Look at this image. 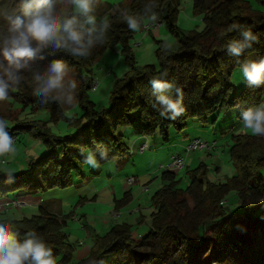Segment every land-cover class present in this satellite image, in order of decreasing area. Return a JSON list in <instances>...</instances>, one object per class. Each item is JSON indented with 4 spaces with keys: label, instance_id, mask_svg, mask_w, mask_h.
Returning <instances> with one entry per match:
<instances>
[{
    "label": "trees",
    "instance_id": "trees-1",
    "mask_svg": "<svg viewBox=\"0 0 264 264\" xmlns=\"http://www.w3.org/2000/svg\"><path fill=\"white\" fill-rule=\"evenodd\" d=\"M97 1L91 3L92 17ZM259 1L263 9L255 8L250 0H193L194 13L202 17L204 27L187 33L177 24L182 0L110 3L105 5L103 15L91 22L78 15L74 4L66 0L56 13L64 20L76 16V27L82 31L95 28L93 37H99L103 30L104 43L97 39L88 57L55 50L50 44L37 52L24 67L23 75L15 76L16 80L9 84L8 100L20 114L0 112V118L8 122L5 130L15 142L20 134H33L42 141L45 151L31 158L23 172L6 173L0 169V203L22 202L28 196L71 188L77 178L85 179V165L91 154L98 164L126 158L131 148L120 128L127 127L146 140L158 133L168 143L172 130L183 132L190 119L212 125L222 133L228 127L220 125L231 124L233 128L227 134L234 142L229 152L237 172L225 182L214 181L209 179L206 164L201 163L187 170L189 184L180 188L178 173L166 168L161 173V186L151 196L149 230L137 237L129 223L113 224L105 234L95 236L89 255L80 260L74 259L75 246L65 230L69 215L53 211L48 201L39 204L38 211L30 217L3 216L0 222H6L21 242L28 232L42 237L52 247L57 264H248L257 250L261 252L258 261L264 262V136L233 132L239 122L243 123L246 111L264 105V81L252 84L246 79L243 87L235 91L231 79L234 69L244 66L252 54L257 63L264 60V0ZM26 2L35 6L33 0ZM153 12L177 39L178 48L171 51L159 39L157 63L138 65L131 44L136 31L129 28L125 17H135L142 30ZM249 31L255 37L249 41L251 47L236 54L232 46L244 43V33ZM116 45H121L128 70L115 81L109 106L97 110L87 92L95 84L92 65ZM56 61L64 62L80 83L76 94L82 111L71 118L55 96L33 94L39 84L36 76ZM154 80L168 86L157 90ZM161 96L177 102L182 111L169 109L159 99ZM231 109L236 110L226 114ZM38 110L47 112L49 118L28 119V114ZM62 119L68 120L74 132L62 136L47 126L48 121L57 123ZM100 172L98 168L93 174ZM232 192L238 205L229 210L228 196ZM130 199V192H125L116 200L115 209ZM0 209L6 214L9 208ZM256 232L261 234L256 236Z\"/></svg>",
    "mask_w": 264,
    "mask_h": 264
},
{
    "label": "rangeland",
    "instance_id": "rangeland-1",
    "mask_svg": "<svg viewBox=\"0 0 264 264\" xmlns=\"http://www.w3.org/2000/svg\"><path fill=\"white\" fill-rule=\"evenodd\" d=\"M125 0H98L95 3L94 18L102 16L105 5L118 4ZM255 8H262V4L259 0H250ZM19 3L12 0H3L0 3V7H7L9 10L16 7ZM49 4L54 6V10L62 8L66 4V0H52ZM261 5V7H260ZM74 5V10H75ZM32 8L34 9L35 6ZM263 9V8H262ZM148 19L144 25L148 24ZM177 24L181 30L190 33L193 31H200L204 27L202 17L194 13L193 0H182L179 7ZM7 23L0 20V41L7 35ZM160 29V30H157ZM151 28L150 31L144 29L136 31L134 37L131 39V44L137 59L138 65H145L148 63H157L155 51L159 46L157 40L163 39L166 47L173 51L178 48L177 39L169 34L164 25L159 28ZM154 31H158V34H154ZM161 31V32H159ZM167 37L164 38V35ZM154 34V35H153ZM256 62L255 54H252L246 64ZM94 82L96 86L87 90L89 97L96 103L97 110L102 107L109 106L111 90L114 86L117 78L122 77L128 70V66L125 62V57L121 52V45H116L113 48H109L97 61L92 65ZM24 68L19 69L14 73V80H7L8 84H11L16 80L15 76L23 75ZM3 73V69L0 68V74ZM232 82L235 85V91H238L243 87L246 82V78L243 75V66H238L234 69L232 74ZM69 81H74L75 88H67ZM66 93L61 94L58 92L50 93L57 98L64 110H66V116L68 118L73 117L75 114H80L82 109L77 102V90L80 83L75 79L74 72L68 70V76L66 77ZM71 94L75 103L70 106L67 101V94ZM236 109H231L226 114H229ZM0 112L4 115H19L17 110L10 100L6 99L0 101ZM28 113L29 110L24 111ZM28 119L34 118L46 120L49 118L47 112L38 110L37 112L27 115ZM237 120V119H235ZM227 125L228 129L224 133L221 130L215 129L212 125H202L196 119H190L187 122V127L183 132H178L173 129L171 137L172 141L166 143L167 145L159 144L156 147L147 149L141 152L139 148L133 150V141L136 138L130 127L120 128L124 133V138L130 145V153L125 160L112 159L103 164H98L96 158L93 157L94 163L90 160L85 165V179H76L74 186L68 189H53L46 191L41 195L28 196L25 200H22L21 206H12L7 209L8 213H0V218L7 216L10 218H22L30 217L38 211V206L43 201L50 203V208L58 213L69 215L67 226L65 230L69 233V239L74 243V259L80 260L89 255L92 245L94 243V236L97 234L103 235L109 229L110 226L104 227V219L109 220L111 225L116 222H127L131 225V230L138 233H146L149 230V226L142 220V213L145 212L146 206H148V198L160 187L161 185V173L166 168H169L171 164V157L174 154H182L185 158V164L181 168H175L180 178L179 187L185 188L189 184V177L187 170L195 169L201 163L206 164L208 170L209 179L214 181L225 182L230 177L236 174L237 168L230 155V146L233 144V139L230 132L233 128L231 124L223 123L220 127ZM47 126L52 129L55 134L66 135L74 132V128L69 124L68 120L62 119L57 123L54 121H48ZM224 128V127H223ZM251 133L248 130L242 129V123H238L233 130L238 132ZM187 132L186 138L201 137L204 140L216 142V148L211 152L207 150H191L187 151L186 147L188 141H183ZM120 132V131H119ZM159 134L148 136L150 144L153 143L154 138ZM155 146V145H153ZM45 147L42 141L30 133L18 135V140L15 142V151L7 154L6 156H0V169L6 173H20L28 169V161L31 158H37L43 154ZM125 163V167L122 165ZM101 168L100 174H93V171ZM130 176H138L140 179H150L152 184H143L142 182L134 183L132 190L133 197L130 201L123 205L119 209H115V200H120L124 197V180H127ZM126 178V179H125ZM139 180V178H138ZM129 185V183L127 182ZM151 186V187H150ZM148 188V189H146ZM150 189V190H149ZM115 193L114 197L108 198L109 193ZM101 194V195H100ZM13 195V194H12ZM81 198H85L81 200ZM227 207L229 210L237 208L238 202L234 192L228 196ZM1 210V209H0ZM142 210V213H140ZM73 216H72V215ZM84 220L87 221L88 226H85ZM256 236L260 235V232L255 233ZM141 236V235H140ZM248 260V264H264V262L258 261L261 252L257 250ZM232 264H238L234 261Z\"/></svg>",
    "mask_w": 264,
    "mask_h": 264
},
{
    "label": "clouds",
    "instance_id": "clouds-1",
    "mask_svg": "<svg viewBox=\"0 0 264 264\" xmlns=\"http://www.w3.org/2000/svg\"><path fill=\"white\" fill-rule=\"evenodd\" d=\"M33 2L34 9L26 0H20L19 4L11 10L0 7V20L8 25L7 35L0 41V68L3 69V73L0 74V101L9 97L7 80H14V73L26 67L35 54L48 45H54L55 50H67L73 55L88 57L97 39L104 43L103 30L99 37H93L91 34L97 30L92 28L85 32L77 28L76 16L64 20L56 13L54 6L48 3V0H33ZM70 2L76 6L75 12L78 15L88 17L89 22L94 20V17L89 15L92 11V0H70ZM125 19L130 29L140 30L135 17L128 16ZM148 19L156 21L158 14L153 12ZM244 36V43L232 46L236 54L245 48H250L249 41L255 39L250 31L245 32ZM243 75L252 84L264 81V60L259 63L245 64ZM67 76V65L62 61H56L45 73L36 76L39 84L34 87L33 94L48 95L53 92L65 94ZM153 83L155 88L161 91L168 86L160 80H154ZM75 87L74 81L68 82L67 88ZM159 99L169 109L177 113L182 111L178 103L168 96H161ZM67 101L70 106L75 103L70 93L67 94ZM6 127L8 122L0 118V156H6L15 151V139L9 136L5 130ZM242 129L256 136H264V105L244 113ZM89 159L95 162L91 156ZM0 264H57V262L53 258L52 247L42 237H37L34 232H28L21 242L17 238V233L12 232L6 222H0Z\"/></svg>",
    "mask_w": 264,
    "mask_h": 264
},
{
    "label": "built area",
    "instance_id": "built-area-1",
    "mask_svg": "<svg viewBox=\"0 0 264 264\" xmlns=\"http://www.w3.org/2000/svg\"><path fill=\"white\" fill-rule=\"evenodd\" d=\"M162 25V22L159 21H150L148 24L144 25L142 27V29L146 30V31H150L151 28L157 29L159 28V26ZM96 86V84H94V87ZM216 148V142L211 143V141L208 140H204L201 137H197V138H193L187 145L186 150L187 151H191V150H207L208 152H211L213 149ZM149 149V144L147 142V140L145 139V141L140 145L139 150L141 152H144L145 150ZM185 164V158L182 154H174L171 157V164L169 166V168L171 169H175V168H181L183 167ZM138 181V177L136 176H130L127 178V182L129 183V185H133L134 183H136ZM148 189V188H146ZM22 202L20 201H13V202H8L5 201L3 203H0V208H10L12 206H21Z\"/></svg>",
    "mask_w": 264,
    "mask_h": 264
},
{
    "label": "crops",
    "instance_id": "crops-1",
    "mask_svg": "<svg viewBox=\"0 0 264 264\" xmlns=\"http://www.w3.org/2000/svg\"><path fill=\"white\" fill-rule=\"evenodd\" d=\"M157 30H160V29H157ZM151 32V31H150ZM155 33L154 34H158L157 32L158 31H154ZM159 32H161V31H159ZM153 34V35H154ZM166 35H164V38H166L167 37V33H165ZM173 131V130H172ZM134 134V133H133ZM185 134V136H184V138L185 139H183V141L185 142V141H190L191 139H193V138H186V136L188 135L187 134V132H185L184 133ZM134 136H136V138L134 139V141H133V150H135V148H139L140 147V145L145 141V137L144 136H141V135H134ZM197 138V137H196ZM147 141H148V143H149V145H150V147L152 148V147H156V146H158L159 144H162V145H167L166 143H164V141L162 140V138L160 137V136H158V137H155L154 138V141H153V143L152 144H150V142H149V138L147 137ZM172 141V140H171ZM170 141V142H171ZM153 145H155V146H153ZM132 150V149H131ZM130 154H133V153H130ZM128 157V158H127ZM126 158H127V160L129 159V157L130 156H127ZM126 158H124L123 160H125ZM122 167H125V163L122 165ZM136 177H138V176H136ZM139 178V180L137 181V182H139V183H143V184H152V182H150L151 181V178L149 179H140V177H138ZM126 179V178H125ZM125 182L123 183V188H124V193L125 192H127V191H129L130 192V195H131V198L133 197V192H132V190H133V188H134V184L133 185H128L127 184V180H124ZM136 182V183H137ZM161 183H162V179H161ZM161 186V185H160ZM151 187V186H150ZM150 190V189H149ZM115 191L111 194V192L109 193V196H108V198L109 199H111L110 197H114V199H115ZM101 195V194H100ZM21 200H25V198H23V199H21ZM116 201V200H115ZM148 206H146V209H145V212H147V214H143L142 213V210H140V213H142V219H139V221H143V222H145V224L147 225V226H149L150 227V216H151V212H152V206H151V196L148 198ZM49 205H50V203H49ZM112 222H113V220H112ZM112 222H110L109 220H105L104 219V227H106L107 225H109L110 227L113 225V224H116V223H118V222H116V223H113L112 225H111V223ZM84 224H85V226H88V223H87V221L86 220H84ZM97 233L98 232H96V235H97ZM133 234H134V236H137V237H139L140 235H142V233H138V232H136V231H133ZM95 237V236H94Z\"/></svg>",
    "mask_w": 264,
    "mask_h": 264
}]
</instances>
